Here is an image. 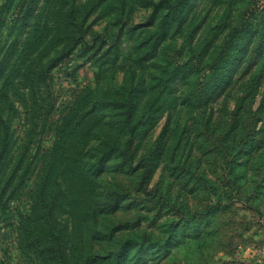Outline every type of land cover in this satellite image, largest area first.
Listing matches in <instances>:
<instances>
[{
  "label": "rangeland",
  "instance_id": "rangeland-1",
  "mask_svg": "<svg viewBox=\"0 0 264 264\" xmlns=\"http://www.w3.org/2000/svg\"><path fill=\"white\" fill-rule=\"evenodd\" d=\"M0 21V264H264V0Z\"/></svg>",
  "mask_w": 264,
  "mask_h": 264
},
{
  "label": "trees",
  "instance_id": "trees-1",
  "mask_svg": "<svg viewBox=\"0 0 264 264\" xmlns=\"http://www.w3.org/2000/svg\"><path fill=\"white\" fill-rule=\"evenodd\" d=\"M2 25H3V22H2V21H0V29H1V28H3V26H2ZM1 31H2V30H1ZM1 31H0V39H1ZM53 66H54V65H52L51 67H53Z\"/></svg>",
  "mask_w": 264,
  "mask_h": 264
},
{
  "label": "built area",
  "instance_id": "built-area-1",
  "mask_svg": "<svg viewBox=\"0 0 264 264\" xmlns=\"http://www.w3.org/2000/svg\"><path fill=\"white\" fill-rule=\"evenodd\" d=\"M258 252L264 257V249H259Z\"/></svg>",
  "mask_w": 264,
  "mask_h": 264
}]
</instances>
